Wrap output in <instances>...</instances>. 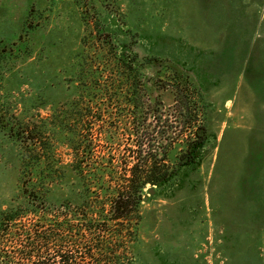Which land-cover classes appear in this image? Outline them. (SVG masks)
<instances>
[{"label":"rangeland","instance_id":"1","mask_svg":"<svg viewBox=\"0 0 264 264\" xmlns=\"http://www.w3.org/2000/svg\"><path fill=\"white\" fill-rule=\"evenodd\" d=\"M33 25L43 27L44 38L66 32L67 49L89 39L91 30H105L97 35L108 40L109 29L130 28L136 52L155 60L151 78L162 75L164 88L179 75L197 89L204 142L178 186L146 191L125 264H264V0H0L5 72L22 73L23 60L6 67L3 50L18 52L20 32ZM55 59L43 73L50 74ZM32 78L33 87L22 79L4 82L0 126L47 116L50 106L39 113L32 101L24 110L22 96L38 93ZM163 128L164 151L185 133L175 95L165 88ZM58 150L68 161L67 149ZM18 152L0 128V210L20 204Z\"/></svg>","mask_w":264,"mask_h":264},{"label":"trees","instance_id":"2","mask_svg":"<svg viewBox=\"0 0 264 264\" xmlns=\"http://www.w3.org/2000/svg\"><path fill=\"white\" fill-rule=\"evenodd\" d=\"M100 31L67 49L66 32L44 38L43 27L33 25L20 32L18 52L3 50L6 67L23 64L21 74L0 66V88L9 78L30 86L37 73L38 93L22 96L24 110L26 101L39 113L50 110L36 123L0 126L20 148V204L0 210V264H125L146 191L178 186L204 142L197 89L174 75L164 88L175 95L185 133L163 151V76L148 74L155 60L136 52L130 28L109 29L108 40ZM53 54L50 74L43 73Z\"/></svg>","mask_w":264,"mask_h":264},{"label":"water","instance_id":"3","mask_svg":"<svg viewBox=\"0 0 264 264\" xmlns=\"http://www.w3.org/2000/svg\"><path fill=\"white\" fill-rule=\"evenodd\" d=\"M155 193V190L152 188V189H150V194L152 195V194H154ZM145 200H147V197L145 198Z\"/></svg>","mask_w":264,"mask_h":264}]
</instances>
